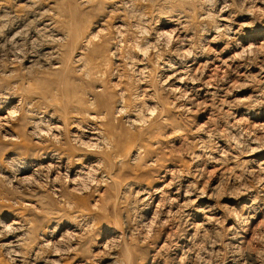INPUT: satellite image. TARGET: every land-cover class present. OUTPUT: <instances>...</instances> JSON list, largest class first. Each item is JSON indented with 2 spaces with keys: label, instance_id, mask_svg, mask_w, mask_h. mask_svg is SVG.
Here are the masks:
<instances>
[{
  "label": "rangeland",
  "instance_id": "rangeland-1",
  "mask_svg": "<svg viewBox=\"0 0 264 264\" xmlns=\"http://www.w3.org/2000/svg\"><path fill=\"white\" fill-rule=\"evenodd\" d=\"M4 1H5V3L3 5V8H4V6L12 7V6H14L15 2H18L21 4L23 3V0H4ZM75 1H77V0H74V2ZM96 1L99 3L98 6H99L100 10H102V11H100L99 13L97 10H94V11L91 10V11L87 12L85 14L82 22L86 26H88L89 25L88 24V21H89L88 17L94 16L91 19V23H92L91 25H93V27L89 28V30L90 31L94 30L93 33L95 34L94 36L96 39H98L97 37H99V35L96 33L98 28L103 29V27H107V26L112 31V35L116 36L117 32H116V28L114 27L115 20L108 19V21L104 23L106 25L108 24L107 26L106 25H100V24L97 26L96 25L97 23H95V21L102 14H103V16L104 15L107 16V14H109L108 8L110 9V7L113 6V4H114L113 1L112 0H105V2H103V0H96ZM202 1H204V2H201V0H195L194 1L195 11L189 12L188 14H190V15L186 14L187 16H185L184 18H186V17L187 18L186 19L182 18L183 20L181 18H179V15H181V14H177V13L175 14L173 12L174 14L173 13L172 14L169 13L170 15L167 14V17L164 14V18H163V16H160L163 14L157 13L159 16L157 14H155L157 12V10L154 13L152 10H149L147 8L148 14H146L142 18L143 21L141 20L142 22L145 21V24L147 23V25L142 24L141 21L136 22L134 20H131L132 24L136 23V25H133L134 27L133 26L131 27L132 31L130 32V34H126L123 38L126 41H129V40H131V41L124 42L123 43L124 45L120 46V50L117 51V57L116 56H109L111 62L113 64H116V65H113L112 68H116L117 72L114 74H111V73L106 74L105 82H104L106 84V86H108L109 89H113V91H115L116 94H117L119 89H123V90L125 89L128 101L131 102V105L133 108L134 107L136 108V111H134L136 114L139 110V112H140V113L138 112L139 115L145 114L146 112H150V113H152V115H157L158 111H155V110H157V108L159 110V106L158 107H153V106L155 104H158V102L160 103V101H162L160 104H163L165 102V108H166V110H169L167 113L168 120L163 122L162 127L159 130V132H160L159 142H157V139L155 141V138L151 142H149V145H152V146L150 147L148 153L151 156L150 157L151 160L152 161L155 160V163H153L154 165L153 164L150 165L147 169L145 168L141 172L139 168H142V167H141V165H138L139 161L137 163H136L137 160L134 161L135 163L131 161V163H130V165L132 164L131 167L125 168L126 170L124 169V172L121 173L122 176L120 178H122V180L120 179V181H119V179L114 178L113 181L108 182L106 184L98 181V179H99L98 174L99 173H96L97 174L96 175L95 172L94 173L90 172V173L85 174V176H83L84 178L80 179V180L83 179L81 182L79 181V179L77 180L76 186H78V188L83 187L81 189V191L83 190V192H82L83 194L81 193L82 195L80 194L79 196H83L87 199L88 203H86V205L88 204V206H90V207H88V206L87 207L89 209H92L93 214H94V215L92 214L93 217L90 216L89 218L88 217L85 218L88 221L85 219H81L82 221L78 220V219H74V217H71L72 216L71 211L73 209L72 208L70 209L69 207L65 208V204H62L64 202L58 201L59 197H57L56 195H61L62 192L65 193L67 191V188L69 190V187L70 188L72 187L68 182L65 181L66 176H67V172H65L64 170H60L59 168H56V169H53V171H51L53 173L54 177H56V179H58L57 180V182L59 184L58 187H59V191H61V192L55 191L54 189H52L53 187L49 184L48 185L44 184V183L47 184V179H48V178L43 179L46 177V176H44L46 174V172H44L45 174L44 173L41 174L42 176L41 175L40 176L34 175L33 177L30 176L29 179H25L24 181H17L15 179L14 176L16 175V173L18 171L17 169L22 167L24 165L22 163H24L26 160H29V158H26V159L22 158L21 160H19L20 158H18V155L20 154V151L18 150V148L16 149L15 142H13V141L11 142V140L2 138L1 134H2V130H3V126L0 124V132H1L0 133V222L3 221L4 223L9 224L10 222H12L13 220H16V219H17L16 220L17 222H19V223L21 222L20 224L26 222L29 226L27 228V230L30 229L32 231L29 230L31 233L28 232L27 230L22 231V232H25V231L28 232V234H29L28 236H31L30 238H28L27 236L24 237L25 240H24L23 244L28 245L27 243L30 242L29 240L32 238H35V237H37L35 239V241L39 243L43 238H46V237L51 238L53 236H56V239L61 238L60 243H59V240H57V242H56V245L58 243L57 246H60L62 248H66V244H69V243L70 244L67 245V247L70 245L71 246L73 245L74 247L77 246V248H75V250H73L72 252L70 251L71 253L69 252L70 254L69 253H67V255H66V253H65V255L60 254V258H61L60 264L61 263L62 264H78V263L79 264H106L109 261V257H110L111 253H116L119 255L121 254V256L122 255L124 256L125 253L126 254L128 253L129 256H127V257L128 258L130 257L132 264H154V262H155V264H195V263L196 264H202V263L203 264L204 263L205 264L206 263H208V264H214V263L215 264H227L228 262H229L228 264H231L232 262H233L232 264H237V263L238 264H240V263L241 264H245V263H247V264H250V263L251 264H264V204H263L264 203V201H263V198H264V187H263L264 186V116H263L264 115V82H262V79H263L262 74L259 73L261 71L260 70L261 66H262V68L264 67V60H263L264 59L263 58L264 57V23H263L264 22V11H263L264 10L263 9L264 3H263V0H260V1L259 0H249V1L248 0L247 1L246 0H209L210 3L208 0H202ZM243 1L246 5L244 3H242ZM250 1H252V2H250ZM253 1H255V2H253ZM142 2L145 3L144 0H142ZM225 2H226V4H225ZM146 3H149V1L146 0ZM223 4H224V6H223ZM228 4L230 6H228ZM62 6L64 7L65 10L69 9V6L67 4H62ZM128 8L133 9L134 11L130 10ZM135 8L136 7L131 8L128 6L126 12L131 11L133 13H136V12L139 13L140 12L139 9L138 8L135 9ZM223 9H225V10H223ZM136 10H138V11H136ZM250 10H252V11H250ZM105 12H107V13H105ZM202 12H204L205 15ZM210 12H211V15H210ZM198 15H200V16H198ZM201 15H202V17H201ZM206 15H208V16H206ZM209 15H210V17H209ZM218 15H220V16H218ZM227 15L229 18H227V19L224 18V17H227ZM250 15H252L253 17L252 16L250 17ZM147 16H148V18H147ZM149 16L152 19V21H149V20H151V19H149ZM177 16H178V18H177ZM192 16H194V17H192ZM173 17H174V19H173ZM196 17L198 18L197 20H199V21L195 20ZM207 17L209 19L210 18L211 19L209 20ZM217 17H219L220 19ZM222 17L224 19L228 20L227 23H229L228 24L229 27L232 25L231 26L232 30H234V29L238 30V32H239L238 35H236V34L234 35L233 33L229 34L228 31L225 29V27H222V26H219V27L220 28L222 27L223 29L222 28L221 29L215 28V25H219V23L223 24L222 22H225V21L221 20ZM154 18L156 19V21L157 20H160V21H157V23H156L154 21L155 20ZM230 18H231V20H230ZM180 19H181V21L178 22V20H180ZM170 20H171V22H170ZM186 20L188 21L189 24L188 23L185 24ZM229 20L231 21V23ZM174 21L175 22L177 21V22L175 23ZM196 21L199 22L198 25H196L197 24ZM154 22L156 23V25ZM200 22H203V24H201ZM93 23H95V24H93ZM111 24H112V26H111ZM181 24H182V26H181ZM241 24L242 25L245 24V25L249 26L250 28L247 27L246 30L245 29L242 30ZM139 25H140V27H139ZM200 25L203 26V30H202V27ZM94 26H97V27H94ZM141 26H142V29H141ZM168 26H170V27H168ZM186 26L187 27L189 26V28H187ZM2 27H3V24L0 26V31H2V29H3ZM135 27L137 29H135ZM146 27H147V29H146ZM210 27L215 28L217 31L215 33H212L213 35L207 37L206 35H207L208 29ZM150 28H151V30H150ZM205 29L207 31H204ZM224 29H225V31H223ZM174 30H176V31H174ZM107 31H108V28H107ZM199 31L202 35L197 34V33H199ZM169 32H170V34H171V32H173V33L170 35ZM174 33H176V34H174ZM225 33H227V34H225ZM96 34H97V36H96ZM137 34L139 36H137ZM166 35L167 36L170 35L171 37L168 38ZM227 35H228V37H227ZM213 36L217 37V38L214 37V39H213L214 43L210 42L211 38ZM147 37H149V38H147ZM150 37L151 38L153 37V38L151 39ZM163 38H164V41H163ZM172 38L177 39V40H173ZM180 38L183 40H181ZM168 39L171 40V43ZM235 39L241 40V42H243L244 52L242 54V51H240L241 49L239 48L238 50H232V52H230L227 55V56H229L230 54H233V53H234L233 55L237 54L238 57L234 56V59H231L233 62L235 61L233 64V62L231 60L223 61V59H220L221 55H223V54H221L218 51H220L222 49V47L225 46V44H227L228 42L232 43V42L236 41ZM146 40H149V41H146ZM166 40H168V41H166ZM217 40H219V41H217ZM176 41H178V42L176 43ZM261 42H263V43H261ZM135 43L136 44L138 43V45L136 46ZM145 43L146 44L148 43L147 45L149 46V48L147 47V45ZM183 43H184V45H183ZM177 44H179V46ZM193 44H194V50L195 51L193 50ZM251 44H253L252 46H255V51H254L253 47L250 46ZM201 45H203V46H201ZM48 46H51V44L50 43L45 44L44 40H42L40 38H28L27 36H24L22 46H20V50L23 49V51H24V49H25V51L23 52L22 50L21 51L19 50V53H17L19 55V57L17 54H15V57H14V55L12 54V48L9 47L8 45H6L4 48L2 47V50L0 52V76H2V75L5 76V74L8 73V71H11L13 74L11 73L12 76L10 75V82L11 83L15 82L14 84H16V83L17 84H16V88H15L16 90H12V91L10 89H9V91L0 90V106L4 105L3 107H1L2 110H5L4 115L8 114L9 117H11L10 122L13 121L12 127H14V128L18 125L17 124L18 120H16L19 118L18 112H20V111L21 112L23 111L25 113L27 112V111L23 110L24 106H23V104H21V100H20L21 97L23 96L22 94H20L21 91H19L21 84H24L26 86L28 84L29 79H30V75L32 78L36 75V73L38 71L50 70V68H47V66H45L42 63L41 59L38 60L39 56H43V54H46L45 51L48 50L47 49ZM140 46L142 47V49L140 48ZM145 46L147 48H145V50H144L143 48ZM204 46H206V47H204ZM150 47H151V50H150ZM178 47H180V48H178ZM183 47H185V48H183ZM201 47L203 48V50ZM247 47L250 48L252 51L249 50ZM197 48L198 49L201 48V50L198 51ZM183 49H186L188 52L186 50H184L185 51L184 52ZM10 50H11V52H10ZM140 50L144 51V52H141ZM179 50H182V51L179 52ZM206 50L208 52H206ZM26 51L30 52V53L28 52L29 57H28V54H26L27 53ZM172 51H174V52H172ZM4 52H5L6 56H5ZM146 52L147 53L149 52V53L146 55ZM32 53H34V54H32ZM144 53H145V55H144ZM177 53H178V55H177ZM188 53H190L191 56ZM203 53L206 55H203ZM244 53H246V54H244ZM259 53L261 54L260 55L261 61L259 58ZM142 54H143V57H142ZM252 54H256V55L254 57H252L253 56ZM7 56H9V57H7ZM182 56H183V58H181ZM242 56H244L245 58H241ZM247 56H248V58H247ZM16 57L18 59H16ZM213 57H215V58L213 59ZM239 57L241 58V60ZM256 57L258 60V61L256 60L257 63L255 62ZM10 58H11V60H10ZM116 58H118V60ZM246 58L248 60H252V58H254V59L252 60L253 61L252 62V61L246 60ZM185 59H187V60H185ZM192 59L194 60V65H193V70L191 72V75L193 73L192 76L197 78L198 85H200L201 89L198 90V92L196 90H194L193 95H190V94L188 95L189 98L191 96H193L194 100L191 97V99L193 101H191V99L189 100V98H187V100H186V98H184L186 101L184 99H179L180 100L179 101V100L174 98V97H176L177 94H174L175 92L173 90H171L169 87L173 80L170 81V79H169V81H168V77L166 76V74L170 75L171 69H169L170 67L167 66L165 64V62H168L169 64H174L176 62V60L177 61L179 60L180 65L185 66V65L190 64L193 61ZM216 59H219V60H216ZM29 60H33V61L29 62ZM169 60H171V61H169ZM204 60H205V62H204ZM11 61H13L14 64ZM209 61L211 63L210 64L211 66H209ZM181 62H182V64H181ZM221 62L223 63V65L221 64ZM226 62H227V64H225ZM112 63H111V65H112ZM258 63L262 64V65L261 66L258 65ZM27 64L29 65V70H30L29 74L25 73L27 70V67H28ZM41 64H43V66ZM239 64H241V65H239ZM195 65H197V66H195ZM219 65H221V66L219 67ZM248 65H249V68L247 67ZM196 67L198 68V70L196 69ZM231 67H235L236 70H234V68L231 69ZM32 68H33V70H32ZM215 68H216V70H215ZM217 68H219L220 70ZM226 68H227V70H226ZM141 69H143V70L140 71ZM167 69H169V70H167ZM12 70H14V71H12ZM24 70H25V72H24ZM203 70H204L205 74L202 72ZM209 70H212V71L210 72ZM31 71H32V73H31ZM144 71H146V72H144ZM23 72L27 76H25V74ZM141 72L143 73V75ZM215 72H216V74H215ZM230 72H231V74H228ZM249 72H252V73H249ZM253 72H254V75H252ZM241 74H243V75H241ZM141 75H142V77H141ZM226 75H228V76H226ZM229 75H230V77H229ZM234 75H236V76H234ZM237 75H238V77H237ZM249 75H250V77H249ZM259 76H260V78H258ZM210 77H213V78L215 77L216 81L212 80V78L210 81L209 80ZM8 78H9V76H8ZM18 78H20V79H18ZM23 78H24V81L22 80ZM198 78H200V80L202 79L203 82L202 81L200 82V80ZM221 78H223V80ZM225 79H226V83H225ZM207 80H208V82H207ZM21 81H22V83H21ZM217 81H219V84ZM18 82L20 85L17 87ZM210 82L212 83V85ZM258 83H259V85H258ZM260 83L261 84L263 83V84L261 85ZM216 84H218V85H216ZM208 85H209V87H208ZM210 85H211V87H210ZM213 85H215V86H213ZM216 86L219 87V89ZM226 86L228 89H225ZM229 89H231V90H229ZM209 90L212 92L209 93ZM13 91H14V93H12ZM206 91H207V93H206ZM140 92H141V95L139 97L133 96L137 93L140 94ZM171 93L174 95H171ZM199 93H200V95H199ZM3 94H4V96H3ZM6 94L8 95L9 98L7 97ZM226 94H227V96H226ZM18 95H20V97ZM186 95H187V93H186ZM196 95L198 96V98ZM201 95L202 96L204 95V96L202 97ZM217 96H218V98H217ZM214 97H216V98H214ZM227 97H229V98L227 99ZM135 99H136V101H135ZM255 99H257L258 102H256ZM210 100H212L211 101L212 103H210ZM217 100L222 105H220ZM213 101H214V103L216 102L215 103L216 106L214 105ZM254 101L256 103H254ZM7 102H9V103H7ZM177 102H179V103L177 104ZM186 102H188V103H186ZM195 102L197 104H194V105H196L194 107V105L192 103H195ZM199 103H200V105H198ZM217 103L219 105H217ZM225 104H227V105L225 106ZM250 104H251V107H249ZM20 105H21V107H20ZM189 106H190V108H189ZM185 107H186V113L184 110ZM179 108H181V109L179 110ZM10 109H14V111H16L17 115L13 112V110L11 112ZM15 109H17V110H15ZM140 109L142 110V112L140 111ZM182 110H184V111H182ZM7 111L8 112L10 111V112L7 113ZM247 111H249V112H247ZM134 112L133 113L129 112V114L127 113L128 115L124 114L125 116L124 115L123 116L122 115L117 116L115 119L116 124L118 126H123V125L127 126L126 118L128 116L132 117L133 116L132 114H135ZM153 112H155V113H153ZM169 112H171V114ZM11 113L13 116H11ZM13 113L16 115V117ZM27 113L29 114V111ZM49 113H51V111ZM40 115H43V114H40ZM12 117L16 121L13 120ZM53 122H55V120L49 121V123H53ZM27 126L28 127H26V130H29V125H27ZM176 129H179L180 131L181 130L182 131L181 132H179V130L175 131ZM131 131H133V130H131ZM172 131H174L175 134ZM177 132H179V133H177ZM49 133H50V131H49ZM46 138L50 139V136H48ZM63 139H64V137H62V138L60 137V140H63ZM36 140L37 139H33V142H36ZM153 144H154V146H153ZM35 147H37V146L35 145ZM258 147H260V149H258ZM14 149L19 151V152H17V151L14 152L15 151ZM255 149H257V150H255ZM218 154L219 155L221 154V155L219 156ZM99 157H100V155H99ZM93 158L95 159V156L92 157V159H86L84 157L83 159L80 160V163H87L88 161L93 160ZM133 167H134V169H131ZM173 167H175V169ZM135 168H138V169H135ZM179 169H180V171H179ZM195 169H197V170L195 171ZM133 170H134V172H132ZM198 170H200V171H198ZM173 171L174 172L176 171V172L174 173ZM57 172H58V174H57ZM180 172L183 173V175L186 176L187 178L186 177L184 178V176ZM188 172L190 174L189 176L187 175ZM190 172L193 174V176L191 175ZM198 172H200V173H198ZM177 173H178V175H177ZM196 173H198V174H196ZM61 174H62V176H61ZM88 174L90 175L89 176L90 178L87 177ZM94 174L96 176H94ZM194 174L196 176H194ZM197 175H198V177H197ZM57 176H58V178H57ZM172 176H173V178H171ZM7 177H8V179H7ZM87 178H88V180H87ZM165 178L167 179V181H165ZM32 179L36 182V184ZM125 179H127V180H125ZM172 179H174V180H172ZM179 179L181 181H179ZM94 180L97 182H95ZM123 180H124V183H122ZM176 180H178V181H176ZM10 181H11V183H10ZM28 181L29 182L33 181L34 183L32 184V182H30V184H29ZM37 181H38V183H37ZM88 181H90V182H88ZM171 181L174 183L172 184ZM191 181H193V182H191ZM39 182H41V183H39ZM83 182L85 184L87 182V186ZM93 182H95V183H93ZM25 183H27V184H25ZM92 183H93V185H91ZM193 183H195L196 187H194ZM18 184H19V186L17 187ZM167 184H168V187L166 186ZM184 184H186V185H184ZM170 185L171 186L173 185V187H171ZM175 185H176V187H175ZM183 185H184V187H183ZM191 186L194 189H190ZM169 187H171V188H169ZM84 188H85L86 192L84 191ZM145 190L147 191L146 193H145ZM154 190H156L157 192L155 191L156 193L152 194L154 192ZM160 190L162 193L159 192ZM176 190H177V192H176ZM187 190H188V192H187ZM141 191H143L142 195H141ZM148 191L150 192V194ZM169 191H171V192H169ZM202 191H203V193H202ZM164 192H165V194H163ZM184 192H185V194H184ZM143 193H144L145 197L143 196ZM187 193H188V195H191L192 198L190 196L186 195ZM204 193H205V195H203ZM159 194L162 196H160ZM150 196L152 197V199ZM153 196H155V197H153ZM196 196L197 197L202 196V197L197 198ZM260 197H262V198H260ZM141 198H143V199H141ZM159 198H160V201H159ZM256 198H258V199H256ZM168 199L169 200L171 199L172 201L171 200L170 201L173 203L172 204L169 203L170 201L165 202V201H168ZM253 199H255V200H253ZM260 199H262V200H260ZM173 200L176 202H174ZM193 200H195L196 203ZM251 200L255 201L256 203L251 202ZM141 201H143V202H141ZM41 202L42 203L46 202V203L41 205L42 204ZM159 202L162 204V207H160L161 204ZM178 202H180V203H178ZM183 202H185L184 203L185 205L183 204ZM191 202H193L192 203L193 205L192 204L189 205V203H191ZM200 202H202V203H200ZM27 203H31L33 208L31 206H30L31 208L27 207L28 206ZM163 203H165V204L163 205ZM175 203H176V205H173ZM197 203H199V204H197ZM180 204H181V206H179ZM210 204L213 206H210ZM86 205H84V206H86ZM206 205H208L209 207ZM42 206H43V208H42ZM156 206H157V208L159 206V208L157 209ZM169 206H171V207H169ZM176 206H178L179 208L178 207L176 208ZM212 208H213V210H212ZM43 210L45 212L47 211L46 212L47 216H45V217H43L44 215H46L45 212H44V214H42ZM69 210H71V211H69ZM147 210H149V212ZM175 210H177L178 212ZM194 210H195V212H194ZM217 210H219V211H217ZM254 211H256V213ZM210 212H212V213H210ZM6 213L8 216L6 215ZM155 213H157V214H155ZM185 213L187 214L186 217H184L186 215ZM55 214H56V216H55ZM181 215L182 216L184 215L183 218L186 220H184ZM208 215L210 217H208ZM212 216L215 217V221H214V218ZM218 216H219V218H217ZM236 216L238 217L237 220L235 218ZM47 217L49 218V220ZM53 217H55V218H53ZM223 217H225V218L228 217V218L226 220ZM242 217H243L244 221L241 219ZM216 218L221 219V221H218ZM20 219L21 220L23 219V220L21 221ZM210 219H212L213 221L212 220L210 221ZM143 220L145 221V223L147 225L149 224L146 229H145V226H147V225L144 223ZM149 220L151 222L153 220V223H149L150 222ZM182 221H183V223H182ZM205 221H209V222H205ZM234 221H235V223H234ZM31 222H32V224L33 223L34 224L33 225L29 224ZM77 222H79V225L77 224ZM214 222L215 223L217 222V223L215 224ZM141 224L145 225V226H142ZM197 224H198V226H197ZM30 225L33 226V229H32V227L30 228ZM38 226H39V228L36 229V227H38ZM75 226H77V229ZM83 228H86V230ZM188 228H189V230H188ZM200 228H202L203 230ZM234 228H236V229H234ZM71 230L74 233L78 231V234L76 233L78 236L71 232L70 235H72V236L69 237L70 236L69 232ZM66 231H67V233H66ZM79 231L81 234L79 233ZM202 231L205 232V235L203 234L204 232H202ZM191 233H193V234H191ZM61 234L64 236L63 238L61 237L62 236ZM233 235H235V236H233ZM78 237L79 238L81 237V238L79 239ZM189 237H190V239H189ZM232 237H234V238H232ZM2 238L3 237H0V241L2 240ZM26 239L29 242H27ZM62 240H63V242H62ZM35 241H33L34 246L31 244H30L31 246L30 245L26 246V245L22 244L23 246H26L27 248L23 247L22 245H21L22 247L21 246L19 247L20 250L19 249L18 250L21 251V248H22V250H23V251H21L22 254L24 253V255H26V256L23 255V257H21V258L24 260V262L27 260L28 264H30L31 262L34 264H46L44 262L45 261L44 259H41V258L39 259V256H36V258H34V259L32 258V257H35L32 254V250H33V248L36 249L37 246H35V245L38 244V243L35 244L36 243ZM104 241L106 242V244ZM113 242H116V243H113ZM212 243H214V244L212 245ZM29 246L31 248H29ZM71 246H70V248L73 247V246L72 247ZM210 246H211V248H210ZM237 246L240 249H238ZM0 248H1V246H0ZM52 248H53V246L51 248L48 247V249L46 247L44 249V251L39 250L40 256L47 257L51 253ZM188 248H189V250H188ZM29 249H30V251H29ZM46 249H47V251H46ZM230 250L231 251L234 250V251L231 252ZM3 251L4 250H2V248H1V250H0V264H10V263L14 264V262H15V264L20 263V262H16L13 259H11V258H13L12 257L13 254L5 251V253L7 254L6 255V254H3L4 253ZM194 254H196V255H194ZM208 254H209V256H208ZM239 254H240V257H239ZM29 255L31 258L27 257ZM61 255H62V257H61ZM201 255H204V256L200 257ZM182 256H183V258H182ZM233 256H234V259H231V258H233ZM179 257L181 259H179ZM198 257L201 259H199ZM236 257L239 260L238 259L236 260ZM240 258H242V259H240ZM37 259H39V261ZM196 259H198V260H196ZM10 260L14 261V262H11ZM65 260H67V262ZM27 261L25 262L26 264H27ZM207 261H209V262L211 261V262L209 263Z\"/></svg>",
  "mask_w": 264,
  "mask_h": 264
},
{
  "label": "bare ground",
  "instance_id": "bare-ground-1",
  "mask_svg": "<svg viewBox=\"0 0 264 264\" xmlns=\"http://www.w3.org/2000/svg\"><path fill=\"white\" fill-rule=\"evenodd\" d=\"M45 1V2H44ZM113 1V6L110 7V9L108 8V13L107 16L103 14L95 21V23H97L96 25L98 26L100 25H106L104 24L105 22L108 21V19H113L115 20V25L114 27L116 28V32L117 35L113 36L112 35V31L109 29V27H103L102 28H98L97 30V34L99 35V37H97L98 39L95 38V34L93 33V31H90L89 28H92L93 25H91V19L94 16H89L88 19V26H86L82 21L83 18L85 16V14L89 11H94L97 10L98 13L102 10H100L99 8V3L96 0H77L74 2V0H23V3H18L15 2L14 6L12 7H7L3 5L5 3L4 0H0V26L3 24V29L2 31H0V52L2 50V47L4 48L6 45H8L9 47L12 48V54L15 57V54L19 53L20 50V46H22L23 43V38L24 36H27L28 38H40L42 40H44L45 44L50 43L51 46L47 47V51L46 54H43V56H39V59H41L42 63L47 66V68H50V70L47 71H38L36 73V75L34 77L31 78L30 75V79L28 81V84L25 86L24 84H21L20 86V90L22 94L21 96V104H23V110L24 111H29V114L26 112H18V116L19 118L16 119L18 120V125L14 128L12 127V122L11 121V117H9V115H4V111L2 110L0 106V124L3 126V130H2V138L11 140V142H15L16 145V149L18 148V150L20 151V154L18 155V158H20L19 160H21L22 158L26 159L29 158V160H26L22 167H20L19 169H17V173L14 176L15 179L17 181H24L25 179H29L30 176H40L41 174H43L44 172H46V174L44 176H46L43 179H47V184L44 183L45 185H51L55 191H59V184L57 182L58 179H56V177H54L53 173L51 171H53V169L59 168L60 170H64L65 172H67V176L65 181L68 182L72 187H69V190L67 188V191L65 193H61V195H56L57 197H59L58 201H62L65 204V208L69 207L70 209L72 208L73 210H69L72 212V216L74 217V219H85V218H89L90 216H92L93 211L92 209H89L88 204L86 205L87 199L83 196H79L83 190L81 191V189L83 188H78L77 185V180L79 179V181L81 182L82 180H80L81 178H84L83 176H85V174L90 173V172H95L99 173V182H103V183H108L114 180V178H117L122 180V178H120L122 176L121 173L124 172V169L127 167H131L130 163L131 161L134 162L135 160L136 163L139 161L138 165H141L142 168H139L140 171L142 172L145 168L147 169L150 165H152L153 163H155V160H151V156L148 153L150 147L152 145H149V142H151L154 138L155 141L157 139V142H159V130L162 127V124L164 121L168 120V116L167 113L169 110H166L165 108V102L163 104H160L162 101H160V103L158 102V104H155L153 107H158L159 106V110L157 108L158 111L157 115H152V113L150 112H146L145 114H140L139 115V110L137 112V114L134 112L136 111V108L132 107L131 102L128 101L127 98V94H126V90L124 89H119L117 94L115 93V91H113V89H109L108 86H106L105 82V76L108 73L114 74L117 72L116 68H112L113 64L110 60L109 56H116L117 57V51L120 50V46L124 45V42H129L126 41L124 38V36L126 34H130L131 27L135 24H132L131 20H134L136 22H139L142 20V18L148 14L147 13V8L149 10H152L155 14H163L160 16H163L164 18V14L167 17V14L169 13H177V14H181L179 15V18H184L185 16H187L186 14H188L189 12H194V6L195 0H148L149 3H145L142 2V0H112ZM209 1V0H208ZM247 1V0H246ZM245 1V2H246ZM249 1V0H248ZM260 1V0H259ZM258 1V2H259ZM103 2H105V0H103ZM201 2H204L201 0ZM207 2V1H206ZM240 2V1H239ZM252 2V1H250ZM255 2V1H253ZM60 3V4H59ZM208 3V2H207ZM210 3V1H209ZM224 3V2H223ZM228 3V2H227ZM244 3V1L242 2ZM264 3V0H263ZM62 4H67L69 6L68 10H65L64 7L62 6ZM226 4V2H225ZM231 4V3H230ZM245 4V3H244ZM262 4V3H261ZM232 5V4H231ZM243 5V4H242ZM246 5V4H245ZM61 6V7H60ZM136 7L139 9V13H133L131 11H127V7ZM224 6V4H223ZM227 6V5H226ZM225 6V7H226ZM228 6H230L228 4ZM260 7V6H259ZM135 8V9H136ZM222 8V7H221ZM228 8V7H227ZM130 9V8H128ZM264 9V8H263ZM133 10V9H130ZM218 10V9H217ZM216 10V11H217ZM225 10V9H223ZM104 11V10H103ZM134 11V10H133ZM138 11V10H136ZM222 11V10H221ZM252 11V10H250ZM254 11V10H253ZM264 11V10H263ZM219 12V11H218ZM248 12V11H247ZM70 13V14H69ZM107 13V12H105ZM173 13V14H174ZM204 14V12H202ZM209 13V12H208ZM217 13V12H216ZM223 13V12H222ZM157 14V15H158ZM232 14V13H231ZM170 15V14H169ZM190 15V14H188ZM205 15V14H204ZM211 15V12H210ZM209 15V17H210ZM159 16V15H158ZM200 16V15H198ZM197 16V17H198ZM208 16V15H206ZM220 16V15H218ZM231 16V15H230ZM252 15H250L251 17ZM170 17V16H169ZM189 17V16H188ZM194 17V16H192ZM195 18V20H197L198 18ZM202 17V15H201ZM204 17V16H203ZM253 17V16H252ZM148 18V16H147ZM156 18V17H155ZM154 18V19H155ZM171 18V17H170ZM176 18V17H175ZM178 18V16H177ZM176 18V19H177ZM187 18V17H186ZM184 18V19H186ZM191 18V17H190ZM189 18V19H190ZM208 18V17H207ZM219 18V17H217ZM224 18H229L228 15L227 17ZM222 17L221 20L225 21L222 22L223 24L219 25H215L216 29H219V26L225 27V29L228 31L229 34L233 33L234 35H238L239 32L238 30H232L231 26L229 27V23H227L228 20L224 19ZM149 19L150 16H149ZM157 19V18H156ZM154 20L156 23L157 21L160 20ZM166 19V18H165ZM164 19V20H165ZM172 19V18H171ZM174 19V17H173ZM178 20L179 21H181ZM192 19V18H191ZM190 19V20H191ZM200 19V18H199ZM205 19V18H204ZM203 19V20H204ZM209 19V18H208ZM211 19V18H210ZM209 19V20H210ZM220 19V18H219ZM256 19V18H255ZM169 20V19H168ZM183 20V19H182ZM206 20V19H205ZM231 20V18H230ZM229 20V21H230ZM254 20V19H253ZM143 21V20H142ZM141 21V22H142ZM149 21H152L149 20ZM148 21V22H149ZM199 21V20H197ZM196 21V22H197ZM214 21V20H213ZM212 21V22H213ZM220 21V20H219ZM154 22V23H155ZM163 22V21H162ZM168 22V21H167ZM171 22V20H170ZM175 22V21H174ZM173 22V23H174ZM177 22V21H176ZM175 22V23H176ZM185 22V21H184ZM258 22V21H257ZM93 23V24H95ZM150 23V22H149ZM155 23V25H156ZM183 23V22H182ZM188 21L186 20L187 24ZM199 22H197L196 25H198ZM201 24H203V22H200ZM214 23V22H213ZM231 23V21H230ZM254 23V22H253ZM252 23V24H253ZM264 23V22H263ZM140 24V23H139ZM142 24H145V21L142 22ZM189 24V23H188ZM216 24V23H215ZM246 24V23H245ZM242 25L241 29L242 30H246L247 25ZM249 24V23H248ZM251 24V25H252ZM138 25V24H137ZM147 25V23L145 24ZM191 25V24H190ZM212 25V24H211ZM94 26V27H97ZM112 26V24H111ZM182 26V24H181ZM201 26V25H200ZM208 26V25H207ZM134 27V26H133ZM137 27V26H136ZM135 27V29H137ZM140 27V25H139ZM170 27V26H168ZM174 27V26H173ZM172 27V28H173ZM187 27V26H186ZM191 27V26H190ZM199 27V26H198ZM202 30H203V26ZM221 27V28H222ZM108 28V31H107ZM145 28V27H144ZM175 28V27H174ZM173 28V29H174ZM185 28V27H184ZM189 28V26L187 27ZM206 28V27H205ZM215 28L210 27L208 29L207 32V37L213 35L212 33H215L217 30ZM220 28V29H221ZM250 28V27H249ZM142 29V26H141ZM147 29V27H146ZM158 29V28H157ZM186 29V28H185ZM197 29V28H196ZM223 29V28H222ZM225 29L223 31H225ZM151 30V28H150ZM201 30V31H202ZM136 31V30H135ZM162 31V30H161ZM170 31V30H169ZM176 31V30H174ZM204 31H207L206 29ZM138 32V31H137ZM203 32V31H202ZM219 32V31H218ZM173 32H171L172 34ZM96 34V36H97ZM159 34V33H158ZM168 34V33H167ZM170 34V32H169ZM170 34V35H171ZM176 34V33H174ZM173 34V35H174ZM180 34V33H179ZM184 34V33H183ZM196 34V33H195ZM197 34H201L200 31ZM205 34V33H204ZM222 34V33H221ZM224 34V33H223ZM227 34V33H225ZM141 35V34H140ZM164 35V34H163ZM170 35H166L168 38L171 37ZM181 35V34H180ZM202 35V34H201ZM137 36H139L137 34ZM145 36V35H144ZM159 36V35H158ZM175 36V35H174ZM179 36V35H178ZM205 36V37H206ZM216 36H213L211 38L210 42H213V39ZM223 37V36H222ZM228 37V35H227ZM249 37V36H248ZM254 37V36H253ZM149 38V37H147ZM151 38V37H150ZM153 38V37H152ZM151 38V39H152ZM159 38V37H158ZM176 38V37H175ZM182 38V37H181ZM180 38V39H181ZM184 38V37H183ZM217 38V37H216ZM234 38V37H233ZM236 38V37H235ZM242 38V37H241ZM245 38V37H244ZM173 40H177L172 38ZM185 39V38H184ZM219 39V38H218ZM230 39V38H229ZM237 39V38H236ZM235 39V40H236ZM128 40V39H127ZM133 40V39H132ZM169 40V39H168ZM166 40V41H168ZM183 40V39H181ZM216 40V39H215ZM228 40V39H227ZM226 40V41H227ZM234 40V39H233ZM27 41V40H26ZM134 41V40H133ZM149 41V40H146ZM164 41V38H163ZM171 43V40H169ZM219 41V40H217ZM31 42V41H30ZM145 42V41H144ZM151 42V41H150ZM149 42V43H150ZM175 42V41H174ZM178 41H176L177 43ZM188 42V41H187ZM216 42V41H215ZM26 43V42H25ZM185 43V42H184ZM183 43V45H184ZM214 43V42H213ZM263 43V42H261ZM29 44V43H28ZM134 44V43H133ZM146 44V43H145ZM148 44V43H147ZM146 44V45H147ZM163 44V43H162ZM182 44V43H181ZM216 44V43H215ZM250 44V43H249ZM135 45L137 46L138 43ZM142 45V44H141ZM144 45V44H143ZM170 45V44H169ZM179 46V44H177ZM182 45V46H183ZM200 45V44H199ZM198 45V46H199ZM253 44H251L250 46H252ZM24 46V45H23ZM29 46V45H28ZM32 46V45H31ZM203 46V45H201ZM147 47L149 48V46L147 45ZM146 46L143 48L145 50V48H147ZM206 47V46H204ZM244 44L243 42H241V40H236L232 43L228 42L227 44H225V46L222 47V49L218 52H220L221 54V58L223 59V61H228L231 59H234V56L236 57V55L230 54L229 56H227L230 52H232V50H238L239 48L241 49L240 51H242V54L244 52ZM254 51H255V46H252ZM26 48V47H25ZM43 48V47H42ZM41 48V49H42ZM140 48L142 49V47L140 46ZM139 48V49H140ZM154 48V47H153ZM162 48V47H161ZM180 48V47H178ZM185 48V47H183ZM189 48V47H188ZM202 48V47H201ZM198 49L199 50H201ZM248 48V47H247ZM28 49V48H27ZM26 49V50H27ZM45 49V48H44ZM182 49V48H181ZM187 49V48H186ZM186 49H183L186 50ZM190 49V48H189ZM196 49V48H195ZM207 49V48H206ZM249 50H251L250 48H248ZM6 50V49H5ZM9 50V49H8ZM23 51V49H21ZM20 50V51H21ZM151 50V47H150ZM192 50V49H191ZM193 50H194V44H193ZM203 50V48H202ZM205 50V49H204ZM4 51V50H3ZM25 51V49H24ZM23 51V52H24ZM141 51V50H140ZM148 51V50H147ZM182 50H179V52H181ZM187 51V50H186ZM190 51V50H189ZM195 51V50H194ZM197 51V50H196ZM252 51V50H251ZM253 51V52H254ZM260 51V50H259ZM11 52V50H10ZM28 54L29 51H26ZM44 52V53H45ZM144 52V51H141ZM174 52V51H172ZM185 52V51H184ZM188 52V51H187ZM186 52V53H187ZM192 52V51H191ZM206 52H208L206 50ZM217 52V53H218ZM236 52V51H235ZM246 52V51H245ZM22 53V52H21ZM30 53V52H29ZM108 53V54H107ZM140 53V52H139ZM149 53V52H148ZM146 52V55L148 54ZM183 53V52H182ZM185 53V54H186ZM219 53V54H220ZM250 53V52H249ZM256 53V52H255ZM258 53V52H257ZM5 54V52H4ZM8 54V53H7ZM34 54V53H32ZM190 55V53H188ZM199 54V53H198ZM218 54V55H219ZM239 54V53H238ZM246 54V53H244ZM18 55V54H17ZM145 55V53H144ZM178 55V53H177ZM200 55V54H199ZM198 55V56H199ZM203 55H206L203 53ZM215 55V54H214ZM241 55V54H240ZM248 55V54H247ZM254 57L256 54H252ZM258 55V54H257ZM260 53H259V58H260ZM6 56V54H5ZM23 56V55H22ZM191 56V55H190ZM201 56V55H200ZM210 56V55H209ZM220 56V55H219ZM218 56V57H219ZM227 56V57H226ZM245 56V55H244ZM244 56H242L241 58H245ZM9 57V56H7ZM13 57V58H14ZM19 57V55H18ZM29 57V54H28ZM143 57V54H142ZM177 57V56H176ZM238 57V56H237ZM262 57V56H261ZM183 58V56L181 57ZM187 58V57H186ZM204 58V57H203ZM215 57H213L214 59ZM240 58V57H239ZM240 58V60H241ZM248 58V56H247ZM246 58V60H248ZM264 58V57H263ZM262 58V59H263ZM16 59H18L16 57ZM118 60V58H116ZM175 59V58H174ZM190 59V58H189ZM198 59V58H197ZM251 59V58H250ZM254 58H252L253 60ZM9 60V59H8ZM11 60V58H10ZM9 60V61H10ZM14 60V59H13ZM120 60V59H119ZM187 60V59H185ZM193 60V59H192ZM219 60V59H216ZM237 60V59H236ZM239 60V59H238ZM243 60V59H242ZM252 60H248V61H252ZM257 60V57L255 59V62ZM264 60V59H263ZM15 61V60H14ZM33 60H29V62H31ZM160 61V60H159ZM171 61V60H169ZM181 61V60H180ZM189 61V60H188ZM213 61V60H212ZM222 61V60H221ZM232 61V60H231ZM244 61V60H243ZM258 61V60H257ZM261 61V58H260ZM13 62V61H11ZM16 62V61H15ZM112 65H111V63ZM118 62V61H117ZM175 62V61H174ZM183 62V61H182ZM181 62V64H182ZM196 62V61H195ZM205 62V60H204ZM203 62V63H204ZM215 62V61H214ZM213 62V63H214ZM220 62V61H219ZM218 62V63H219ZM233 62V61H232ZM235 62V61H234ZM233 62V64H234ZM239 62V61H238ZM246 62V61H245ZM253 62V61H252ZM173 63V62H172ZM199 63V62H198ZM202 63V62H201ZM200 63V64H201ZM251 63V62H250ZM257 63V62H256ZM14 64V62H13ZM43 64H41L43 66ZM118 64V63H117ZM120 64V63H119ZM165 64L167 66H169L168 68L171 69L170 70V75L168 76L166 74V76L168 77V81L170 79L173 80L172 83L170 84V89L173 90L174 94H177L176 97H174L175 99L179 100V99H184L189 98L188 95H193V91L196 90L198 92V90L201 89L200 85H198V81L197 78L193 77V73L191 75V72L193 70V65H194V60L188 64V65H180L179 60L174 63V64H169L168 62H165ZM207 64V63H206ZM210 61H209V66L210 65ZM221 64L223 65V63L221 62ZM227 64V62L225 63ZM224 64V65H225ZM252 64V63H251ZM28 65V64H27ZM199 65V64H198ZM204 65V64H203ZM231 65V64H230ZM229 65V66H230ZM241 65V64H239ZM250 65V64H249ZM249 65L247 66L249 68ZM258 65H262L259 64ZM35 66V65H34ZM40 66V65H39ZM183 66V67H182ZM197 66V65H195ZM205 66V65H204ZM218 66V65H217ZM221 65H219L220 67ZM251 66V65H250ZM254 66V65H253ZM259 66V67H260ZM206 67V66H205ZM214 67V66H213ZM212 67V68H213ZM225 67V66H224ZM227 67V66H226ZM237 67V66H236ZM211 68V67H210ZM235 67H231V69ZM24 69V68H23ZM167 69V70H169ZM196 69L198 70V68L196 67ZM204 69V68H203ZM219 69V68H217ZM238 69V68H237ZM242 69V68H241ZM33 70V68H32ZM143 69H141L140 71H142ZM148 70V69H147ZM216 70V68H215ZM220 70V69H219ZM227 70V68H226ZM247 70V69H246ZM261 71L259 73L262 74V82H264V67L262 68L261 66ZM14 71V70H12ZM23 71V70H22ZM195 71V70H194ZM210 72L212 70H209ZM231 71V70H230ZM241 71V70H240ZM244 71V70H243ZM25 72V70H24ZM23 72V73H24ZM30 70H29V65L27 67V70L25 73L29 74ZM146 72V71H144ZM204 73V70L202 71ZM235 72V71H234ZM11 71H8V73L5 74V76H0V90L3 91H9V89L12 90H16V84H14L15 82H10V75ZM20 73V72H19ZM18 73V74H19ZM24 73V74H25ZM32 73V71H31ZM30 73V74H31ZM142 73V72H141ZM195 73V72H194ZM202 73V74H203ZM214 73V72H213ZM244 73V72H243ZM252 73V72H249ZM256 73V72H255ZM23 74V75H24ZM205 74V73H204ZM216 74V72H215ZM228 74H231L228 73ZM236 74V73H235ZM238 74V73H237ZM258 74V73H257ZM7 75V76H6ZM15 75V74H14ZM17 75V74H16ZM22 75V74H21ZM20 75V76H21ZM143 75V73H142ZM141 75V77H142ZM146 75V74H145ZM211 75V74H210ZM214 75V74H213ZM240 75V74H239ZM243 75V74H241ZM254 75V72L253 74ZM256 75V74H255ZM9 76V78H8ZM19 76V75H18ZM25 76H27L25 74ZM29 76V75H28ZM198 76V75H197ZM196 76V77H197ZM228 76V75H226ZM236 76V75H234ZM247 76V75H246ZM245 76V77H246ZM147 77V76H146ZM209 77V76H208ZM230 77V75H229ZM238 77V75H237ZM250 77V75H249ZM205 78V77H204ZM215 80V77H210V81ZM228 78V77H227ZM234 78V77H233ZM260 78V76L258 77ZM257 78V79H258ZM20 79V78H18ZM167 79V78H166ZM200 80V78H198ZM217 79V78H216ZM223 80V78H221ZM237 79V78H236ZM239 79V78H238ZM243 79V78H242ZM16 80V79H15ZM24 81V78L22 79ZM142 80V79H141ZM144 80V79H143ZM205 80V79H204ZM261 80V79H260ZM202 81V79L200 80V82ZM216 81V80H215ZM214 81V82H215ZM228 81V80H227ZM231 81V80H230ZM257 81V80H256ZM20 82V81H19ZM18 82L17 87L20 85ZM27 82V81H26ZM31 82V83H30ZM203 82V81H202ZM208 82V80H207ZM213 82V81H212ZM219 84V81H217ZM222 82V81H221ZM220 82V83H221ZM224 82V81H223ZM22 83V81H21ZM211 83V82H210ZM225 83H226V79H225ZM229 83V82H228ZM206 84V83H205ZM215 84V83H214ZM216 84V85H218ZM224 84V83H223ZM261 84V83H260ZM263 84V83H262ZM261 84V85H262ZM212 85V83H211ZM210 85V87H211ZM228 85V84H227ZM231 85V84H230ZM259 85V83H258ZM215 86V85H213ZM209 87V85H208ZM217 87V86H216ZM224 87V86H223ZM203 88V87H202ZM219 89V87H217ZM142 89V88H141ZM225 89H228L227 86ZM17 90V91H18ZM217 90V89H216ZM215 90V91H216ZM231 90V89H229ZM195 91V92H196ZM214 91V92H215ZM223 91V90H222ZM226 91V90H225ZM171 92V91H170ZM212 92L209 90V93ZM14 93V91L12 92ZM187 93V95H186ZM207 93V91H206ZM223 93V92H222ZM227 93V92H226ZM230 93V92H229ZM5 94V93H4ZM3 94V96H4ZM152 94V93H151ZM171 93V95H174ZM197 94V93H196ZM215 94V93H214ZM7 95V94H6ZM15 95V94H14ZM141 95L140 94H135L133 95L134 97H139ZM198 95V94H197ZM196 95V96H197ZM200 95V93H199ZM207 95V94H206ZM210 95V94H209ZM208 95V96H209ZM219 95V94H218ZM222 95V94H221ZM20 97V95H18ZM202 96V95H201ZM204 96V95H203ZM202 96V97H203ZM227 96V94H226ZM2 97V96H1ZM8 97V95H7ZM193 99V96H191ZM191 97L189 98V100L191 99ZM211 97V96H210ZM213 97V96H212ZM221 97V96H220ZM9 98V97H8ZM198 98V96H197ZM205 98V97H204ZM216 98V97H214ZM218 98V96H217ZM229 97H227L228 99ZM3 99V98H2ZM191 99V101H193ZM213 99V98H212ZM220 99V98H219ZM258 99V98H257ZM256 100V102H258ZM6 100V99H5ZM4 100V101H5ZM185 100V99H184ZM185 100V101H186ZM197 100V99H196ZM221 100V99H220ZM136 101V99H135ZM180 101V100H179ZM205 101V100H204ZM212 100H210V103ZM215 101V100H214ZM213 101V103H214ZM218 101V100H217ZM182 102V101H181ZM207 102V101H206ZM219 102V101H218ZM224 102V101H223ZM230 102V101H229ZM254 101V103H256ZM9 103V102H7ZM19 103V102H18ZM17 103V104H18ZM179 102H177L178 104ZM188 103V102H186ZM216 103V102H215ZM214 103V105H215ZM191 104V103H190ZM197 104L195 103H192ZM220 104V102H219ZM217 103V105H219ZM16 105V104H15ZM183 105V104H182ZM200 105V103L198 104ZM207 105V104H206ZM211 105V104H210ZM222 105V104H220ZM227 104H225L226 106ZM14 106V105H13ZM192 106V105H191ZM196 105H194L195 107ZM216 106V105H215ZM248 106V105H247ZM253 106V105H252ZM15 107V106H14ZM19 107V106H18ZM21 107V105H20ZM138 107V106H137ZM181 107V106H180ZM201 107V106H200ZM199 107V108H200ZM203 107V106H202ZM207 107V106H206ZM218 107V106H217ZM249 107H251V104L249 105ZM9 108V107H8ZM140 108V107H139ZM142 108V107H141ZM152 108V107H151ZM169 108V107H168ZM183 108V107H182ZM188 108V107H187ZM190 108V106H189ZM208 108V107H207ZM6 109V108H5ZM170 109V108H169ZM178 109V108H177ZM181 108H179L180 110ZM203 109V108H202ZM261 109V108H260ZM259 109V110H260ZM16 114V111H14V109H10V111ZM17 110V109H15ZM22 110V109H21ZM144 110V109H143ZM185 113H186V107L184 108ZM182 110V111H184ZM189 110V109H188ZM197 110V109H196ZM9 111V112H10ZM48 111V112H47ZM51 111V113H49ZM140 111L142 112V110L140 109ZM153 111V110H152ZM151 111V112H152ZM7 111V113H9ZM130 113H135L132 114V117H125L126 118V122H127V126L123 125V126H118L115 122V119L117 116L120 115H128ZM249 112V111H247ZM13 113V114H14ZM128 113V114H127ZM155 113V112H153ZM171 114V112H169ZM188 113V112H187ZM210 113V112H209ZM14 114V115H15ZM43 114V115H40ZM211 114V113H210ZM256 114V113H255ZM17 115V114H16ZM15 115V117H16ZM37 115V116H36ZM40 115V116H39ZM124 115V116H125ZM173 115V114H172ZM11 116L12 113H11ZM256 116V115H255ZM262 116V115H261ZM264 116V115H263ZM14 117V118H15ZM210 117V116H209ZM259 118V117H258ZM10 119V120H9ZM13 119V117H12ZM15 120V119H13ZM15 120V121H16ZM50 120H55V122L53 123H49ZM162 121V122H161ZM27 125H29V130H26V127H28ZM167 126V125H166ZM133 130V131H131ZM172 130V129H171ZM179 129H176L175 131H178ZM50 131V133H49ZM182 131V130H181ZM179 130V132H181ZM174 132V131H172ZM177 132V133H179ZM1 133V132H0ZM46 133V134H45ZM175 134V132H174ZM50 136V139H47L46 137ZM60 137H64L63 140H60ZM33 139H37L36 142H33ZM252 141V140H251ZM154 142V141H153ZM252 143V142H251ZM35 145L37 147H35ZM160 145V144H159ZM154 146V144H153ZM13 147V146H12ZM220 147V146H219ZM222 148V147H221ZM258 149H260V147H258ZM15 150V149H14ZM13 150V151H14ZM257 150V149H255ZM17 150H15L14 152H16ZM17 151V152H19ZM259 151V150H258ZM261 151V150H260ZM16 154V153H15ZM100 155V157H99ZM219 155V154H218ZM221 155V154H220ZM219 155V156H220ZM95 156V159L93 158V160L88 161L87 163H80V160L83 159L84 157L86 159H92V157ZM17 157V156H16ZM20 162V161H19ZM21 163V162H20ZM135 163V162H134ZM154 165V164H153ZM175 169V167H173ZM260 168V167H259ZM131 169H134L131 168ZM138 169V168H135ZM181 169V168H180ZM179 169V171H180ZM126 170V169H125ZM197 169H195L196 171ZM261 170V169H260ZM130 171V170H129ZM192 171V170H191ZM194 171V170H193ZM200 171V170H198ZM62 172V171H61ZM134 172V170L132 171ZM174 172V171H173ZM172 172V173H173ZM176 172V171H175ZM174 172V173H175ZM182 172V171H181ZM180 172V173H181ZM56 173V172H55ZM92 173V174H93ZM140 173V172H139ZM168 173V172H167ZM166 173V174H167ZM171 173V174H172ZM191 173V172H190ZM194 173V172H193ZM200 173V172H198ZM196 173V174H198ZM58 174V172H57ZM94 174V176H96ZM125 174V173H124ZM183 175V173H181ZM160 175V174H159ZM173 175V174H172ZM178 175V173H177ZM186 175V174H185ZM187 175L189 176V172L187 173ZM191 175L193 176V174L191 173ZM42 176V175H41ZM59 176V175H58ZM57 176V178H58ZM62 176V174H61ZM90 175L88 174L87 177H89ZM92 176V175H91ZM167 176V175H166ZM170 176V175H169ZM180 176V175H179ZM184 176V175H183ZM194 176H196L194 174ZM165 177V176H164ZM182 177V176H181ZM186 176H184L185 178ZM198 177V175H197ZM11 178V177H10ZM37 178V177H36ZM90 178V177H89ZM93 178V177H92ZM167 178V177H166ZM165 178V181H167V179ZM173 178V176L171 177ZM170 178V179H171ZM183 178V179H184ZM187 178V177H186ZM194 178V177H193ZM201 178V177H200ZM8 179V177H7ZM14 179V178H13ZM38 179V178H37ZM40 179V178H39ZM94 179V178H93ZM92 179V180H93ZM97 179V178H96ZM116 179V180H117ZM178 179V178H177ZM182 179V178H181ZM10 180V179H9ZM33 180V179H32ZM86 180V179H85ZM84 180V181H85ZM88 180V178H87ZM90 180V179H89ZM127 180V179H125ZM174 180V179H172ZM191 180V179H190ZM195 180V179H194ZM15 181V180H14ZM16 181V182H17ZM34 181V180H33ZM32 182V184L35 182ZM64 181V182H65ZM95 181V180H94ZM118 181V180H117ZM152 181V180H151ZM178 181V180H176ZM179 181H181L179 179ZM27 182V181H26ZM29 182V181H28ZM29 182V184H30ZM46 182V181H45ZM61 182V181H60ZM90 182V181H88ZM97 182V181H95ZM93 182V183H95ZM172 182V181H171ZM193 182V181H191ZM11 183V181H10ZM18 183V182H17ZM38 183V181H37ZM41 183V182H39ZM84 183V182H83ZM93 183L91 185H93ZM113 183V182H112ZM111 183V184H112ZM116 183V182H115ZM118 183V182H117ZM124 183V180L123 182ZM166 183V182H165ZM174 182H172L173 184ZM176 183V182H175ZM24 184V183H23ZM22 184V185H23ZM27 184V183H25ZM36 184V182H35ZM85 184V183H84ZM119 184V183H118ZM128 184V183H127ZM130 184V183H129ZM170 184V183H169ZM187 184V183H186ZM184 184V185H186ZM190 184V183H189ZM87 186V182L85 184ZM95 185V184H94ZM117 185V184H116ZM165 185V184H164ZM183 185V187H184ZM191 185V184H190ZM194 187L195 183H193ZM14 186V185H13ZM19 186V184L17 185V187ZM61 186V185H60ZM83 186V185H82ZM168 187V184L166 185ZM171 186V185H170ZM179 186V185H178ZM85 187V186H84ZM127 187V186H126ZM125 187V188H126ZM160 187V186H159ZM173 187V185L171 186ZM169 187V188H171ZM176 187V185H175ZM264 187V186H263ZM20 188V187H19ZM50 188V187H49ZM86 188V187H85ZM84 188V191H85ZM130 188V187H129ZM154 188V187H153ZM158 188V187H157ZM156 188V189H157ZM162 188V187H161ZM186 188V187H185ZM184 188V189H185ZM152 189V188H151ZM163 189V188H162ZM187 189V188H186ZM190 189H194L192 186ZM189 189V190H190ZM201 189V188H200ZM203 189V188H202ZM165 190V189H164ZM173 190V189H172ZM179 190V189H178ZM52 191V190H51ZM144 191V190H143ZM141 191V195L142 192ZM156 190H154V193ZM194 191V190H193ZM200 191V190H199ZM61 192V191H59ZM58 192V193H59ZM86 192V191H85ZM147 191L145 190V193ZM149 192V191H148ZM161 192V190L159 191ZM158 192V193H159ZM168 192V191H167ZM166 192V193H167ZM171 192V191H169ZM177 192V190H176ZM179 192V191H178ZM182 192V191H181ZM188 192V190H187ZM191 192V191H190ZM55 193V192H54ZM162 193V192H161ZM195 193V192H194ZM203 193V191H202ZM201 193V194H202ZM60 194V193H59ZM83 194V193H82ZM81 194V195H82ZM150 194V192H149ZM165 194V192L163 193ZM185 194V192H184ZM199 194V193H198ZM160 195V194H159ZM175 195V194H174ZM173 195V196H174ZM181 195V194H180ZM188 195V193L186 194ZM193 195V194H192ZM205 195V193L203 194ZM207 195V194H206ZM144 196V193H143ZM142 196V197H143ZM147 196V195H146ZM162 196V195H160ZM165 196V195H164ZM168 196V195H167ZM170 196V195H169ZM182 196V195H181ZM191 197V195H188ZM210 196V195H209ZM252 196V195H251ZM87 197V196H86ZM145 197V196H144ZM151 197V196H150ZM155 197V196H153ZM180 197V196H179ZM185 197V196H184ZM197 197V196H196ZM199 197V196H198ZM197 197V198H198ZM202 197V196H200ZM199 197V198H200ZM259 197V196H258ZM140 198V197H139ZM161 198V197H160ZM159 198V201H160ZM163 198V197H162ZM169 198V197H168ZM171 198V197H170ZM182 198V197H181ZM192 198V197H191ZM208 198V197H207ZM262 198V197H260ZM143 199V198H141ZM149 199V198H148ZM152 199V197H151ZM154 199V198H153ZM174 199V198H173ZM252 199V198H251ZM258 199V198H256ZM163 200V199H162ZM165 200V199H164ZM171 200V199H170ZM168 199V201L165 202H169L170 201ZM185 200V199H184ZM192 200V199H191ZM199 200V199H198ZM209 200V199H208ZM255 200V199H253ZM262 200V199H260ZM153 201V200H152ZM172 201V200H171ZM169 202V203H173V202ZM174 201V200H173ZM186 201V200H185ZM195 201V200H193ZM264 201V198H263ZM43 202V201H42ZM41 202V203H42ZM143 202V201H141ZM163 202V201H162ZM176 202V201H174ZM190 202V201H189ZM251 202H255L252 201ZM258 202V201H257ZM46 203V202H45ZM42 203L41 205L45 204ZM150 203V202H149ZM158 203V202H157ZM156 203V204H157ZM160 203V202H159ZM180 203V202H178ZM185 202H183L184 204ZM193 202L189 203L192 204ZM196 203V201H195ZM202 203V202H200ZM256 203V202H255ZM263 203V202H262ZM151 204V203H150ZM161 204V203H160ZM159 204V205H160ZM165 203H163L164 205ZM182 204V203H181ZM181 204L179 206H181ZM199 204V203H197ZM260 204V203H259ZM264 204V203H263ZM26 205V204H25ZM27 207L31 208L32 205L31 203H27ZM81 205V206H80ZM86 205V206H84ZM95 205V204H94ZM170 205V204H169ZM173 205H176L173 204ZM178 205V204H177ZM185 205V204H184ZM188 205V204H187ZM186 205V206H187ZM193 205V204H192ZM209 205V204H208ZM206 205V206H208ZM31 206V207H30ZM45 206V205H44ZM88 206V207H87ZM183 206V205H182ZM210 206H213L210 204ZM253 206V205H252ZM251 206V207H252ZM144 207V206H143ZM155 207V206H154ZM162 207V204L161 206ZM171 207V206H169ZM178 206H176L177 208ZM185 207V206H184ZM188 207V206H187ZM192 207V206H191ZM209 207V206H208ZM248 207V206H247ZM250 207V206H249ZM255 207V206H254ZM259 207V206H258ZM263 207V206H262ZM33 208V207H32ZM43 208V206H42ZM96 208V207H95ZM153 208V207H152ZM157 208V206H156ZM155 208V209H156ZM159 208V206H158ZM157 208V209H158ZM179 208V207H178ZM193 208V207H192ZM216 208V207H215ZM28 209V208H27ZM151 209V208H150ZM149 209V210H150ZM156 209V210H157ZM182 209V208H181ZM180 209V210H181ZM194 209V208H193ZM196 209V208H195ZM199 209V208H198ZM210 209V208H209ZM219 209V208H218ZM249 209V208H248ZM252 209V208H251ZM261 209V208H260ZM33 210V209H32ZM94 210V209H93ZM149 210H147L149 212ZM153 210V209H152ZM168 210V209H167ZM185 210V209H184ZM202 210V209H201ZM200 210V211H201ZM207 210V209H206ZM211 210V209H210ZM209 210V211H210ZM213 210V208H212ZM215 210V209H214ZM10 211V210H9ZM177 211V210H175ZM182 211V210H181ZM219 211V210H217ZM44 210L43 213L44 214ZM47 212V211H46ZM45 212L46 215H44L43 217L47 216V213ZM50 212V211H49ZM96 212V211H95ZM147 212V213H148ZM168 212V211H167ZM178 212V211H177ZM183 212V211H182ZM195 212V210H194ZM204 212V211H203ZM256 213V211H254ZM55 213V212H54ZM58 213V212H57ZM169 213V212H168ZM197 213V212H196ZM207 213V212H206ZM212 213V212H210ZM49 214V213H48ZM52 214V213H51ZM157 214V213H155ZM183 214V213H182ZM186 214V213H185ZM7 215V213H6ZM94 215V214H93ZM153 215V214H152ZM189 215V214H188ZM217 215V214H216ZM255 215V214H254ZM8 216V215H7ZM54 216V215H53ZM56 216V214H55ZM157 216V215H156ZM182 216V215H181ZM184 216V215H183ZM182 216V218H183ZM187 214L184 216L186 217ZM200 216V215H199ZM252 216V215H251ZM50 217V216H49ZM93 217V216H92ZM141 217V216H140ZM207 217V216H206ZM205 217V218H206ZM208 217H210L208 215ZM213 217V216H212ZM249 217V216H248ZM48 218V217H47ZM55 218V217H53ZM143 218V217H142ZM152 218V217H151ZM200 218V217H199ZM214 221H215V217ZM219 218V216L217 217ZM216 218V219H217ZM221 218V217H220ZM225 218V217H223ZM228 218V217H227ZM227 218H225L227 220ZM237 220V216L235 217ZM250 218V217H249ZM91 219V218H90ZM148 219V218H147ZM184 219V218H183ZM198 219V218H197ZM202 219V218H201ZM224 219V220H225ZM243 220V217L241 218ZM17 220V219H16ZM16 220H13L12 222H10L9 224L4 223L3 221L0 222V237H3L2 240L0 241V246L2 248V250H4L3 254H6V252H10L11 254H13V259L16 262H20L18 264H26L25 262L27 261L25 258V262L24 260L21 258L23 257L24 253L22 254L21 251H19V247L23 244L25 238L24 237H28L30 238L31 236H28V232L32 231L30 229L27 230V228L29 227L28 224L26 222L20 224L19 222H17ZM21 220V219H20ZM23 220V219H22ZM21 220V221H22ZM49 220V218H48ZM72 220V219H71ZM77 220V221H78ZM87 220V219H85ZM154 220V219H153ZM150 221L149 223H153ZM186 220V219H184ZM205 220V219H204ZM209 220V219H208ZM212 219H210L211 221ZM218 221H221V219H217ZM225 220V221H226ZM19 221V220H18ZM76 221V220H75ZM82 221V220H81ZM88 221V220H87ZM144 221V220H143ZM195 221V220H194ZM213 221V220H212ZM223 221V220H222ZM244 221V220H243ZM242 221V222H243ZM34 222V221H33ZM74 222V221H73ZM205 222H209V221H205ZM83 223V222H82ZM81 223V224H82ZM143 223V222H142ZM145 223V221H144ZM148 223V222H147ZM183 223V221H182ZM190 223V222H189ZM197 223V222H196ZM215 223V222H214ZM217 223V222H216ZM215 223V224H216ZM235 223V221H234ZM237 223V222H236ZM31 225V223H29ZM77 224L79 225V222H77ZM146 224V223H145ZM201 224V223H200ZM204 224V223H203ZM30 225V228L33 226ZM85 225V224H84ZM83 225V226H84ZM142 225V224H141ZM147 225V224H146ZM149 225V224H148ZM145 225V229L148 227ZM151 225V224H150ZM81 226V225H80ZM192 226V225H191ZM194 226V225H193ZM198 226V224H197ZM236 226V225H235ZM238 226V225H237ZM73 227V226H72ZM77 229V226H75ZM74 227V228H75ZM231 227V226H230ZM38 227H36V229H38ZM73 228V229H74ZM144 228V227H143ZM191 228V227H190ZM86 230V228H83ZM194 229V228H193ZM192 229V230H193ZM202 229V228H200ZM205 229V228H204ZM208 229V228H207ZM236 229V228H234ZM242 229V228H241ZM24 230H27L28 232H22ZM30 230V231H29ZM75 230V229H74ZM189 230V228H188ZM195 230V229H194ZM203 230V229H202ZM198 231V230H197ZM236 231V230H235ZM72 232V230L69 232ZM84 232V231H83ZM82 232V233H83ZM133 232V231H132ZM195 232V231H194ZM204 232V231H202ZM31 233V232H30ZM67 233V231H66ZM74 233V232H72ZM78 234V231L75 232L74 234ZM80 233V231H79ZM200 233V232H199ZM236 233V232H235ZM76 234V235H77ZM81 234V233H80ZM112 234V233H111ZM132 234V233H131ZM193 234V233H191ZM195 234V233H194ZM205 235V232L203 233ZM53 235V234H52ZM51 235V236H52ZM62 235V234H61ZM60 235V236H61ZM116 235V234H115ZM72 235H70L69 237H71ZM78 236V235H77ZM76 236V237H77ZM189 236V235H188ZM193 236V235H192ZM199 236V235H198ZM235 236V235H233ZM62 238L64 237L63 235L61 236ZM83 237V236H82ZM120 237V236H119ZM27 238V239H28ZM37 237L30 239L29 242L27 243L28 245H33V241H35ZM79 238V237H78ZM81 238V237H80ZM79 238V239H80ZM85 238V237H84ZM234 238V237H232ZM241 238V237H240ZM70 239V238H69ZM73 239V238H72ZM83 239V238H82ZM109 239V238H108ZM112 239V238H111ZM110 239V240H111ZM190 239V237H189ZM57 240H59V243L61 241L60 239H56V236L53 237H46L43 238L39 243L36 242L35 246L36 249L33 248L32 250V254L35 257H32L33 259L36 258V256H39V259H44L46 264H60V254H64L69 253L70 251L72 252L73 250H75L76 247L70 248V246L67 247L66 244V248H62L60 246L56 245ZM112 241V240H111ZM232 241V240H231ZM63 242V240H62ZM61 242V243H62ZM75 242V241H74ZM105 242V241H104ZM109 242V241H108ZM107 242V243H108ZM117 242V241H116ZM113 242V243H116ZM189 242V241H188ZM241 242V241H240ZM112 243V244H113ZM118 243V242H117ZM176 243V242H175ZM187 243V242H186ZM242 243V242H241ZM240 243V244H241ZM63 244V243H62ZM72 244V243H71ZM78 244V243H77ZM106 244V242H105ZM174 244V243H173ZM172 244V245H173ZM211 244V243H210ZM214 243H212L213 245ZM26 245V244H23ZM22 245V246H23ZM26 245V246H28ZM30 245V246H31ZM61 245V244H60ZM75 245V244H74ZM117 245V244H116ZM164 245V244H163ZM176 245V244H175ZM185 245V244H184ZM237 245V244H236ZM21 246V247H22ZM23 246V247H26ZM29 246V248H31ZM52 251L51 253L47 256H40V252L44 251V249L47 247H52ZM65 246V245H64ZM63 246V247H64ZM177 246V245H176ZM240 246V245H239ZM179 247V246H178ZM231 247V246H230ZM234 247V246H233ZM238 247V246H237ZM0 248V250H1ZM27 248V247H26ZM69 248V249H68ZM211 248V246H210ZM213 248V247H212ZM236 248V247H235ZM19 249V250H18ZM25 249V248H24ZM46 249V251H47ZM68 249V250H67ZM179 249V248H178ZM184 249V248H183ZM238 249H240L238 247ZM51 250V249H50ZM127 250V249H126ZM189 250V248H188ZM187 250V251H188ZM235 250V249H234ZM232 250V251H234ZM25 251V250H24ZM30 251V249H29ZM28 251V252H29ZM128 251V250H127ZM185 251V250H184ZM231 251V250H230ZM231 251V252H232ZM239 251V250H238ZM2 252V251H1ZM70 252V253H71ZM191 252V251H190ZM206 252V251H205ZM210 252V251H209ZM213 252V251H212ZM30 253V252H29ZM46 253V252H45ZM69 253V254H70ZM130 253V252H129ZM239 253V252H238ZM237 253V254H238ZM9 254V253H8ZM26 254V253H25ZM31 254V253H30ZM188 254V253H187ZM7 255V254H6ZM42 255V254H41ZM196 255V254H194ZM200 255V254H199ZM198 255V256H199ZM230 255V254H229ZM9 256V255H8ZM26 256V255H24ZM46 256V255H45ZM73 256V255H72ZM127 256H129V254L125 253L124 256L121 254H116V253H111L110 257H109V261L106 264H132V261L130 260V257L128 258ZM176 256V255H175ZM174 256V257H175ZM179 256V255H178ZM184 256V255H183ZM182 256V258H183ZM204 255H201L200 257H202ZM209 256V254H208ZM27 257H30L27 256ZM43 257V258H42ZM62 257V255H61ZM240 257V254H239ZM10 258V257H9ZM31 258V257H30ZM197 258V257H196ZM199 258V257H198ZM29 259V258H28ZM39 259H37L39 261ZM63 259V258H62ZM68 259V258H67ZM179 259H181L179 257ZM201 259V258H199ZM203 259V258H202ZM211 259V258H210ZM234 259V256L233 258ZM238 258L236 257V260ZM242 259V258H240ZM245 259V258H244ZM254 259V258H253ZM31 260V259H30ZM198 260V259H196ZM239 260V259H238ZM11 261V260H10ZM11 261V262H14ZM67 262V260H65ZM64 261V262H65ZM206 261V260H205ZM204 261V262H205ZM244 261V260H243ZM7 262V261H6ZM63 262V263H64ZM209 262V261H207ZM211 262V261H210ZM209 262V263H210ZM213 262V261H212ZM238 262V261H237ZM245 262V261H244ZM32 263V262H31ZM30 263V264H31ZM195 263V262H194ZM199 263V262H198ZM202 263V262H201ZM229 263V262H228ZM227 263V264H228ZM233 263V262H232ZM231 263V264H232ZM243 263V262H242ZM11 264V263H10ZM15 264V262H14ZM28 264V261H27ZM34 264V263H32ZM62 264V263H61ZM79 264V263H78ZM155 264V262H154ZM196 264V263H195ZM203 264V263H202ZM205 264V263H204ZM208 264V263H206ZM215 264V263H214ZM238 264V263H237ZM241 264V263H240ZM247 264V263H245ZM251 264V263H250Z\"/></svg>",
  "mask_w": 264,
  "mask_h": 264
}]
</instances>
